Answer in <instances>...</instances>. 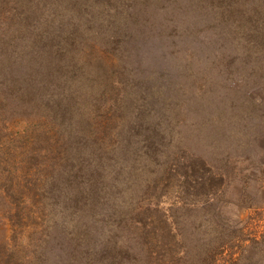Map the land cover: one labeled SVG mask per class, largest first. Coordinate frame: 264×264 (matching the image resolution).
<instances>
[{
  "label": "rangeland",
  "instance_id": "obj_1",
  "mask_svg": "<svg viewBox=\"0 0 264 264\" xmlns=\"http://www.w3.org/2000/svg\"><path fill=\"white\" fill-rule=\"evenodd\" d=\"M168 1L0 0V264H264V0Z\"/></svg>",
  "mask_w": 264,
  "mask_h": 264
},
{
  "label": "trees",
  "instance_id": "obj_2",
  "mask_svg": "<svg viewBox=\"0 0 264 264\" xmlns=\"http://www.w3.org/2000/svg\"><path fill=\"white\" fill-rule=\"evenodd\" d=\"M172 2L173 0H169L168 2ZM5 2H3L2 3V5L4 4ZM188 8V7H187ZM264 66V65H263ZM263 86H259V89L264 93V84H262ZM261 106H264V100H263V102H261V104H260V107ZM252 242H253V246H254V249H255V253H256V257L255 258H259V257H263L262 255L264 254V236H262V237H260V239L259 238H253V240H252ZM189 250H191V247L189 246ZM185 254H187L188 256H189V258L192 260V256H190V254L188 253V251L187 252H185ZM183 257V256H182ZM181 257V258H182ZM210 257V256H209ZM208 257V258H209ZM212 257V256H211ZM185 258V257H184ZM186 259V260H190V259ZM243 258H246V259H244V261H246V262H249V261H251L252 260V258L250 257V256H245V257H243ZM243 258H241V261H243ZM186 260H182V262H185V263H187V261ZM216 262H217V260H216V258L214 257L212 260H211V262H209L210 264H216ZM230 263L231 264H238L239 263V261L238 260H232V258L230 259ZM243 263V262H242Z\"/></svg>",
  "mask_w": 264,
  "mask_h": 264
}]
</instances>
